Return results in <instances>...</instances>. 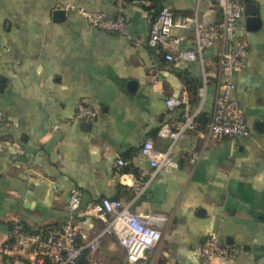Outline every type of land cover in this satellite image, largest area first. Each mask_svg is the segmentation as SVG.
<instances>
[{
    "label": "crops",
    "instance_id": "0c3cea01",
    "mask_svg": "<svg viewBox=\"0 0 264 264\" xmlns=\"http://www.w3.org/2000/svg\"><path fill=\"white\" fill-rule=\"evenodd\" d=\"M66 4L107 17L120 13L128 28L97 29L64 10ZM162 6L175 17L196 11L201 26L222 20L211 0H0V264H31L33 253L12 245L10 225L59 226L72 188L84 213L82 231L101 229L103 222L86 213L91 204L127 202L132 194L119 174L147 179L143 141L151 138L165 150L170 141L157 137L159 127L181 120L185 104L196 106L199 62H166L163 48L156 52L147 44ZM172 35L181 48L194 49L192 26L173 28ZM235 40L248 49L244 67L231 76L248 135H208L218 85L226 80L212 77L203 119L172 146L178 168L157 173L131 204L132 211L162 215L159 243L137 264H200L208 237L234 251L212 264H264V0H244ZM222 48L217 42L202 53L214 73ZM153 67L156 84L149 77ZM169 97L183 103L169 108ZM82 98L96 111L87 127L75 117ZM118 157L125 167L116 165ZM89 256L101 264H128L113 236Z\"/></svg>",
    "mask_w": 264,
    "mask_h": 264
},
{
    "label": "built area",
    "instance_id": "2783aa9c",
    "mask_svg": "<svg viewBox=\"0 0 264 264\" xmlns=\"http://www.w3.org/2000/svg\"><path fill=\"white\" fill-rule=\"evenodd\" d=\"M219 5L222 20L208 26H201L196 11L190 16L175 17L170 9L162 6L151 21L147 44L159 52L163 48V59L166 62L198 61L201 68V81L197 88L198 102L194 108L184 105L183 118L172 124H163L157 130V137L169 139L165 150L154 146L153 140L148 138L140 147V154L147 159L150 172L147 179L138 181L128 172L119 174V181L131 191V198L127 202L119 199L102 198L91 204L87 214L100 219L103 226L90 235L85 234L81 227L84 213L80 210V197L77 189L72 188L64 205L67 218L59 226L50 227L37 233H28L15 229L12 232L13 244L21 250L33 253L31 264H101L89 255L97 250L106 236H113L124 250L125 261L137 264L146 257V252L154 248L161 239L162 215L153 213L146 215L131 210V204L145 189L150 179L157 173L178 168L176 160L171 155L174 142L186 131L195 127L198 116L201 115L205 101L207 86L212 77H225L219 83L212 112L207 122V133L215 139L225 137H239L248 135V128L243 112L236 100L232 98L235 88L231 76L244 67V58L248 49L244 40H235L236 26L244 11V0H211ZM64 10L80 14L91 26L106 32H126L128 22L118 13L115 17L95 11H87L73 4L64 5ZM193 27V50H186L179 46V37L172 35L173 28ZM220 42L224 47L217 56V71L214 73L204 64L203 51ZM226 47V48H225ZM153 84L158 82L159 70L152 68L149 73ZM182 100L169 97L165 104L172 108L181 105ZM96 111L87 98H82L76 105L75 117L84 122L95 119ZM4 121V113L0 110V123ZM192 161V159H191ZM118 167H125L127 162L118 157ZM9 244L4 250H9ZM234 253L233 249L223 246L213 237L206 238L199 251L200 264H212L217 259L228 257Z\"/></svg>",
    "mask_w": 264,
    "mask_h": 264
},
{
    "label": "trees",
    "instance_id": "16d2710c",
    "mask_svg": "<svg viewBox=\"0 0 264 264\" xmlns=\"http://www.w3.org/2000/svg\"><path fill=\"white\" fill-rule=\"evenodd\" d=\"M12 229H19V230L26 231L28 233H37L39 231H42V229L41 230L40 229L32 230L31 228H28V227L23 226V225H10V230H12ZM43 230H45V229H43ZM10 242H12V241L10 240Z\"/></svg>",
    "mask_w": 264,
    "mask_h": 264
},
{
    "label": "water",
    "instance_id": "95a60500",
    "mask_svg": "<svg viewBox=\"0 0 264 264\" xmlns=\"http://www.w3.org/2000/svg\"><path fill=\"white\" fill-rule=\"evenodd\" d=\"M198 119L201 121L203 119L202 115L198 116ZM82 125L87 127L89 125V123L88 122H83Z\"/></svg>",
    "mask_w": 264,
    "mask_h": 264
}]
</instances>
